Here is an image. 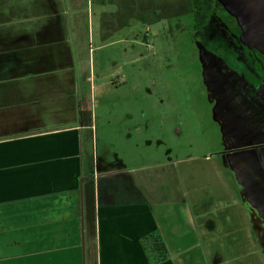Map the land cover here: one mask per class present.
I'll list each match as a JSON object with an SVG mask.
<instances>
[{
	"label": "crops",
	"instance_id": "0c3cea01",
	"mask_svg": "<svg viewBox=\"0 0 264 264\" xmlns=\"http://www.w3.org/2000/svg\"><path fill=\"white\" fill-rule=\"evenodd\" d=\"M123 8L146 22L165 10L194 16L191 0H0V264H151L141 242L151 233L168 248L159 264H263L231 217L184 213L180 171L165 155L136 157L134 107L114 119L129 83L118 46H137L135 63L153 42L139 29L120 38Z\"/></svg>",
	"mask_w": 264,
	"mask_h": 264
},
{
	"label": "rangeland",
	"instance_id": "374dc122",
	"mask_svg": "<svg viewBox=\"0 0 264 264\" xmlns=\"http://www.w3.org/2000/svg\"><path fill=\"white\" fill-rule=\"evenodd\" d=\"M127 11L121 10L120 38L132 40L139 29L153 42L135 63L127 62L139 54L137 46H118L120 74H129V83H122L112 101L114 119H124L123 106L134 107L129 114L144 137L141 147L135 144L136 157L142 154L148 162L154 154L165 155L167 170L180 171L173 177L183 185L184 213L231 217L232 228L245 227L242 246L249 254L257 248L264 264V102L245 83L256 68L250 51L246 56L229 15L216 3L199 28L192 15L169 17L165 10L160 22H146ZM123 139L115 130V145ZM159 180L173 184L169 178ZM254 256H246L249 263H255Z\"/></svg>",
	"mask_w": 264,
	"mask_h": 264
},
{
	"label": "water",
	"instance_id": "95a60500",
	"mask_svg": "<svg viewBox=\"0 0 264 264\" xmlns=\"http://www.w3.org/2000/svg\"><path fill=\"white\" fill-rule=\"evenodd\" d=\"M242 29V37L260 45L264 42V0H218Z\"/></svg>",
	"mask_w": 264,
	"mask_h": 264
},
{
	"label": "trees",
	"instance_id": "16d2710c",
	"mask_svg": "<svg viewBox=\"0 0 264 264\" xmlns=\"http://www.w3.org/2000/svg\"><path fill=\"white\" fill-rule=\"evenodd\" d=\"M194 8L195 27L199 28L207 20L211 11V0H191ZM92 113L81 111L79 114V122L88 129L92 126ZM142 246L146 252L151 264H159L167 259L168 248L161 235L151 233L141 239Z\"/></svg>",
	"mask_w": 264,
	"mask_h": 264
},
{
	"label": "flooded vegetation",
	"instance_id": "af4514ba",
	"mask_svg": "<svg viewBox=\"0 0 264 264\" xmlns=\"http://www.w3.org/2000/svg\"><path fill=\"white\" fill-rule=\"evenodd\" d=\"M215 3L218 4L223 12L229 15L228 17L230 18H228V20L230 24L235 26L241 43L247 49L246 56L250 51V61L256 68L254 71L248 72L250 78H245V83L247 86H252V88H250L252 94H254V96L256 95L260 100L264 102V42L260 45H254L253 42L244 39L242 37V29L239 26L236 18L231 13H229L218 0H211V9Z\"/></svg>",
	"mask_w": 264,
	"mask_h": 264
}]
</instances>
